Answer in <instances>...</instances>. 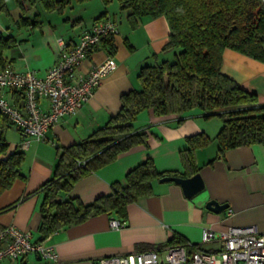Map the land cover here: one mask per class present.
Returning <instances> with one entry per match:
<instances>
[{"label": "crops", "instance_id": "0c3cea01", "mask_svg": "<svg viewBox=\"0 0 264 264\" xmlns=\"http://www.w3.org/2000/svg\"><path fill=\"white\" fill-rule=\"evenodd\" d=\"M74 1L75 4L70 0L61 12L45 10L39 0L25 10L14 0H5L0 7V35L15 40L14 45L3 50L4 62L15 70H33L40 75L55 62L60 40L68 45L77 42L81 32L101 12L106 11V17L118 22L114 53L108 54L100 45L80 68L86 71L107 55L114 62V69L103 77L80 110L60 118L41 139L31 138L19 130L23 137L9 142L12 150L21 140H29L27 146L20 145L24 151L20 165L23 177L0 193V208L9 206L0 212V226L14 224L29 231L33 241L39 237L37 228L43 197L40 187L52 174L56 146L81 141L117 112L121 93L139 87L137 73L142 64L171 57V51L161 49L169 33L163 14L142 16L137 27L132 28L127 19L128 10L118 4L114 6L113 1L104 5L100 0L103 6L90 15L85 14L87 0ZM35 14L34 18L39 19L37 23L21 22L22 17L31 19ZM221 70L241 87L256 92L259 101L264 102V62L226 48ZM5 96L15 105L23 103L22 96L14 94L12 89L6 90ZM40 104L45 109L48 106L45 98L40 99ZM179 118H182L180 122ZM140 123L149 125L147 145L138 144L121 152L112 162L77 180L66 196L91 202L96 196L109 192L112 182L122 180L127 170L146 157L152 158L158 170L186 177L180 157V151L188 146L185 137L198 132L213 137L221 126L217 116L205 118L199 112L156 116L148 111L141 116ZM216 152L215 141L195 150L197 172L204 187L191 197L174 181L154 180L151 193L138 196L127 205L125 218L98 213L39 241L57 251L56 261L42 260L31 252L18 260L4 259L0 264H98L102 257L149 247L163 253L165 246L173 244L172 238L181 239L175 242H185L189 250L215 251L222 245L220 238L202 241L203 229L218 232L230 225L255 224L264 231V143L230 148L218 157ZM209 199L227 206L213 211L206 207ZM110 218L124 223L112 227Z\"/></svg>", "mask_w": 264, "mask_h": 264}, {"label": "trees", "instance_id": "16d2710c", "mask_svg": "<svg viewBox=\"0 0 264 264\" xmlns=\"http://www.w3.org/2000/svg\"><path fill=\"white\" fill-rule=\"evenodd\" d=\"M39 1L45 10L58 12L70 2ZM111 1L102 0L104 5ZM116 1L121 9L128 10L127 19L132 28L137 27L142 16L166 17L169 33L161 49L171 51V57L142 64L137 73L139 87L121 93L117 112L81 141L56 146L52 174L40 187L43 197L37 241L98 213L123 219L130 202L152 192L154 180L177 175L158 170L152 158L146 157L127 170L122 180L112 182L109 192L91 202L66 196L77 180L112 162L121 152L138 144L147 145L149 125L141 124L140 118L148 111L156 116L199 112L205 118H220L221 126L213 137L204 132L185 137L188 146L180 151V157L188 176L198 171L195 150L212 141L216 143L217 157L240 145L264 143V102L259 101L256 92L241 87L221 70L226 48L264 62V0ZM14 2L24 10L26 5L29 8L35 4V0ZM4 3L5 0H0V7ZM35 16L22 17L21 22L33 25L39 20ZM103 17L106 11L94 20ZM14 43L13 37L0 35V66L5 64L3 50ZM101 45L108 54H113L116 48L113 36L103 39ZM12 90L22 96L19 90ZM11 126L8 117L0 111V193L23 177L20 165L24 151L19 144L10 150L5 135ZM8 207L0 208V212ZM175 241L182 240L172 238L173 244L183 243Z\"/></svg>", "mask_w": 264, "mask_h": 264}, {"label": "built area", "instance_id": "2783aa9c", "mask_svg": "<svg viewBox=\"0 0 264 264\" xmlns=\"http://www.w3.org/2000/svg\"><path fill=\"white\" fill-rule=\"evenodd\" d=\"M117 33L118 22L113 18L92 21L81 32L77 42L68 45L60 40L57 58L43 75L33 70H15L9 63L0 66V111L25 135L34 139L43 138L60 118L77 113L101 84L103 77L114 69L112 57L107 55L86 71L80 70L102 40ZM8 89L21 92V106L6 98ZM41 98L48 102L46 109L40 104ZM28 143L26 139L20 145L27 146ZM123 223L110 218L112 227H120ZM215 237L222 242L215 251L189 250L186 244L174 243L165 246L163 253L149 247L124 255L102 257L98 264H264V231H260L255 224L230 225L218 232L203 229L202 241ZM31 252L42 260L58 259V253L52 246L33 241L29 231L14 224L0 226V262L4 259L18 260Z\"/></svg>", "mask_w": 264, "mask_h": 264}, {"label": "water", "instance_id": "95a60500", "mask_svg": "<svg viewBox=\"0 0 264 264\" xmlns=\"http://www.w3.org/2000/svg\"><path fill=\"white\" fill-rule=\"evenodd\" d=\"M159 181H174L181 185L183 192L186 196L191 197L204 187V182L199 172H196L190 176H178V175H165L162 176ZM227 204L219 203L214 199H209L206 202V207L213 211H220L224 209Z\"/></svg>", "mask_w": 264, "mask_h": 264}, {"label": "rangeland", "instance_id": "374dc122", "mask_svg": "<svg viewBox=\"0 0 264 264\" xmlns=\"http://www.w3.org/2000/svg\"><path fill=\"white\" fill-rule=\"evenodd\" d=\"M113 3L115 4L114 6H117V1L116 0H112ZM38 2V1H37ZM74 4H75V1L73 0ZM82 2V1H81ZM81 2H79L78 4H80ZM39 3V2H38ZM84 4H87L86 6V15H90L94 13V11L98 10L99 7H102V3L100 0H87L86 3ZM28 5H26L27 7ZM40 6V5H39ZM77 8H81V7H78V5H76ZM85 12V11H84ZM6 139L8 140V142L10 143H13V142H17L19 141L23 136L20 134V131L17 130L14 126H11L9 128H7L6 130ZM23 140H21L19 143L21 144ZM22 146V145H21Z\"/></svg>", "mask_w": 264, "mask_h": 264}]
</instances>
